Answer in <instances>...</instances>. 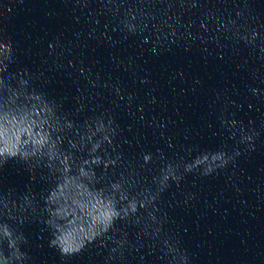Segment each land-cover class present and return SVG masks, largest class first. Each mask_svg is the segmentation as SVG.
Masks as SVG:
<instances>
[{"label": "water", "instance_id": "water-1", "mask_svg": "<svg viewBox=\"0 0 264 264\" xmlns=\"http://www.w3.org/2000/svg\"><path fill=\"white\" fill-rule=\"evenodd\" d=\"M0 264H264V0H0Z\"/></svg>", "mask_w": 264, "mask_h": 264}]
</instances>
